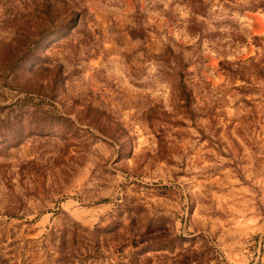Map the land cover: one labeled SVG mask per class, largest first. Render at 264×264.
<instances>
[{"label":"rangeland","instance_id":"obj_1","mask_svg":"<svg viewBox=\"0 0 264 264\" xmlns=\"http://www.w3.org/2000/svg\"><path fill=\"white\" fill-rule=\"evenodd\" d=\"M249 14L264 0H0V264H264Z\"/></svg>","mask_w":264,"mask_h":264},{"label":"bare ground","instance_id":"obj_2","mask_svg":"<svg viewBox=\"0 0 264 264\" xmlns=\"http://www.w3.org/2000/svg\"><path fill=\"white\" fill-rule=\"evenodd\" d=\"M253 32L264 33V16L258 14L253 17Z\"/></svg>","mask_w":264,"mask_h":264},{"label":"water","instance_id":"obj_3","mask_svg":"<svg viewBox=\"0 0 264 264\" xmlns=\"http://www.w3.org/2000/svg\"><path fill=\"white\" fill-rule=\"evenodd\" d=\"M255 15H256V14H249V15L246 16V17L248 18V20L250 21V25H251L252 29H253V23H254V19H253V17H254ZM252 29H251V34H258V33H252Z\"/></svg>","mask_w":264,"mask_h":264}]
</instances>
